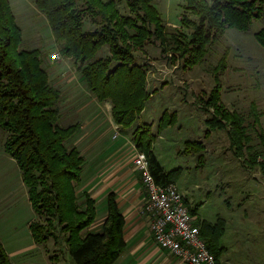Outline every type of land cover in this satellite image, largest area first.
<instances>
[{
	"label": "trees",
	"instance_id": "16d2710c",
	"mask_svg": "<svg viewBox=\"0 0 264 264\" xmlns=\"http://www.w3.org/2000/svg\"><path fill=\"white\" fill-rule=\"evenodd\" d=\"M34 1L48 19L60 54L74 60L98 101L111 102L114 121L121 126H131L137 120L151 95L147 89L148 65L136 62V49H143L155 37L163 51L170 42L175 54L183 58V66H193L203 61L213 37L228 27L248 29L264 9L263 0H184L181 25L189 32L168 36L154 0H124L128 13L120 11L117 0ZM87 15L98 27L83 29ZM255 35L264 46V26ZM21 41L22 27L11 1L0 0V126L8 132L5 149L21 169L32 206L44 216L43 221L29 224L32 237L40 243L54 235L53 219H57L75 263L112 264L126 246L125 218L116 194L110 192L107 196L102 229L85 231L96 219V199L85 191L84 202L79 201L76 188L81 183L86 158L76 145L66 143L80 124L58 123L62 90L51 83L40 48H23ZM104 45H108L110 53L98 56ZM225 60L226 53L214 67L217 84L200 105L206 112L213 108L205 120L209 125L205 137L212 129L230 126L235 154L242 158L245 141L250 139L244 116L228 109L221 100L219 74L224 71ZM251 109L256 125L264 112L253 102ZM161 120L158 132L174 122V117L163 116ZM256 134L262 148H254L251 155L242 158L248 168L264 163L259 159L264 154V132L260 129ZM154 135L150 133V124L138 125L133 130V141L147 153L157 182L175 181L153 150ZM187 145L197 151L204 148L201 141H187ZM200 226L217 264H222L220 257L225 247L219 243L221 224L201 220ZM0 264H12L1 241Z\"/></svg>",
	"mask_w": 264,
	"mask_h": 264
},
{
	"label": "rangeland",
	"instance_id": "374dc122",
	"mask_svg": "<svg viewBox=\"0 0 264 264\" xmlns=\"http://www.w3.org/2000/svg\"><path fill=\"white\" fill-rule=\"evenodd\" d=\"M117 2L122 13L129 12L124 0ZM153 3L161 14L168 36L189 32L181 25L184 0H154ZM11 4L22 27L21 46L40 48L43 65L52 77L58 76L59 72L73 74L70 81L62 84L58 123L84 125L66 141L69 146L76 145L86 158L82 176L98 179L96 184H100L99 180L103 181L102 176L114 160L118 161L122 155L126 160H132L139 150L133 141V130L138 125L150 124V133L155 134L153 150L183 192L190 209L196 212L197 219L212 225L221 224L223 232L219 243L225 247L220 257L222 264H264V163L248 168L242 161L254 148H262L256 132L260 129L264 132V114L259 123L253 125L251 104L255 103L258 110L264 112V46L255 35L264 26V9L248 29L228 27L213 37L203 61L193 66H183V58L175 54L172 43L168 42L163 51L155 37L143 49H136V62L148 65L147 89L151 95L137 120L131 126H121L115 124L112 104L106 101L99 104L101 101L89 91L74 60H62L48 19L35 1L11 0ZM91 20L87 15L85 31L88 30L86 27H98ZM54 53L59 56L53 58ZM109 53L108 45H104L97 55ZM224 53L226 66L219 74L221 100L228 109L244 116L250 139L245 141L242 158L235 154L230 126L212 129L205 137L209 129L205 120L213 108L206 112L200 105L217 84L214 67ZM163 116L174 117V122L158 132ZM115 132L118 135L113 138ZM7 135L0 126V241L10 253L11 263L27 264L25 260H31L33 264H77L57 219H53L54 235L40 243L33 239L29 224L35 220L43 221L44 216L33 208L21 169L5 149ZM187 141H201L204 148L197 151L188 147ZM259 159L264 160V154ZM86 188L88 185L81 187V183L76 188L81 203ZM100 191L98 197L104 196L108 188L101 186ZM97 218L85 231L102 229L104 220L99 217L97 221ZM19 248L29 250L13 252ZM160 257L159 264H178L168 253L160 254ZM112 264L124 263L117 258Z\"/></svg>",
	"mask_w": 264,
	"mask_h": 264
},
{
	"label": "crops",
	"instance_id": "0c3cea01",
	"mask_svg": "<svg viewBox=\"0 0 264 264\" xmlns=\"http://www.w3.org/2000/svg\"><path fill=\"white\" fill-rule=\"evenodd\" d=\"M70 58L71 57L64 56L62 57V60L68 61ZM58 67L60 68V66ZM48 72L51 83L60 89L63 87L62 84L70 81L71 77L73 76L71 72L66 74L59 72L58 76L56 75L52 77L51 72L49 70ZM54 77L55 80L53 82L52 79H54ZM106 102L111 103L110 101ZM98 103L101 104L103 102ZM82 128H84V125L79 126V130H82ZM120 157L122 158H118V161H116V159L111 163L108 170L109 174L107 172L106 175L102 176L104 179L103 181L99 180L100 184H96L98 179L95 180L93 177L85 179V176H82L81 180V187L87 184L88 188H86V191H88L96 199V218L98 217L97 221L99 217H102L104 220L107 215L108 194L110 192H115L116 194L119 208L125 218L123 231L126 241V246L118 258L122 259L124 264H159L161 260L160 254L166 255L168 253V255L173 257V261H175V263L177 262L178 264H184L183 260H181L175 254L155 243L149 229L148 217L141 213L143 203L146 199V193L142 187L138 171L133 164V159L126 160L127 158L123 157V155ZM101 186H103L104 189L108 188V191L104 196L100 195L98 197V195L101 193ZM27 250L29 249L19 248L17 250H13V252L18 254L19 252L22 253L23 251ZM56 259L58 260L59 257ZM25 262L27 264H33L31 260H25Z\"/></svg>",
	"mask_w": 264,
	"mask_h": 264
},
{
	"label": "built area",
	"instance_id": "2783aa9c",
	"mask_svg": "<svg viewBox=\"0 0 264 264\" xmlns=\"http://www.w3.org/2000/svg\"><path fill=\"white\" fill-rule=\"evenodd\" d=\"M58 57V53L51 55ZM118 132L113 134L116 138ZM142 187L146 193L141 213L148 217L149 229L157 245L175 254L184 264H217L206 238L200 230V221L188 206L183 192L175 181L157 182L150 170V161L144 150L133 158Z\"/></svg>",
	"mask_w": 264,
	"mask_h": 264
}]
</instances>
